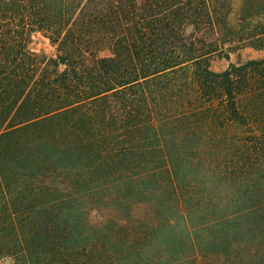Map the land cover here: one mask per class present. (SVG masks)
Here are the masks:
<instances>
[{
  "label": "trees",
  "instance_id": "obj_1",
  "mask_svg": "<svg viewBox=\"0 0 264 264\" xmlns=\"http://www.w3.org/2000/svg\"><path fill=\"white\" fill-rule=\"evenodd\" d=\"M231 6L0 0V264H264V57L210 64L264 49V0Z\"/></svg>",
  "mask_w": 264,
  "mask_h": 264
},
{
  "label": "rangeland",
  "instance_id": "obj_2",
  "mask_svg": "<svg viewBox=\"0 0 264 264\" xmlns=\"http://www.w3.org/2000/svg\"><path fill=\"white\" fill-rule=\"evenodd\" d=\"M231 11L229 14V20L233 25H236L238 23V18L240 14V9L243 5V0H231ZM259 20L264 21V17L259 18ZM33 43L32 45L34 48L40 52L44 53L50 57H56L57 54L60 52L56 48L55 45H53L49 38H47L42 32H36L33 37ZM229 43H226V46L224 48L225 53H229L231 55V58L228 59L225 57V53L223 54H215L210 59L211 67L214 70H224L230 66L231 63H236L240 61H244L247 59L252 58H262L264 57V49L263 50H257L252 47H243L240 49H230L228 48ZM137 209L139 211L143 212L147 209V206L144 204L138 205ZM135 209V210H137ZM112 212V209H105V208H97L91 210V216L93 220L101 219L103 218V215H108V213ZM121 215H126V213L121 212ZM211 236V233L208 232L206 238H209ZM181 255L189 257L187 261H185L183 264H249V263H258L260 260H250L249 257L246 258H235V253L232 255H222V254H216L214 253V247L213 246H205L203 247V251L199 252L197 256L193 254L192 251L183 249L180 250ZM240 253L243 255V251H240ZM168 257L175 258L178 254L177 252H167ZM194 257V258H193ZM194 260V261H193ZM182 264V263H181Z\"/></svg>",
  "mask_w": 264,
  "mask_h": 264
},
{
  "label": "water",
  "instance_id": "obj_3",
  "mask_svg": "<svg viewBox=\"0 0 264 264\" xmlns=\"http://www.w3.org/2000/svg\"><path fill=\"white\" fill-rule=\"evenodd\" d=\"M225 57L230 59L231 58V55L229 53H225Z\"/></svg>",
  "mask_w": 264,
  "mask_h": 264
}]
</instances>
